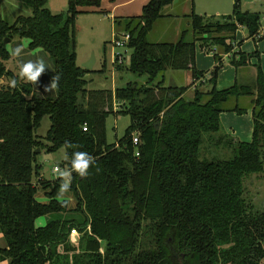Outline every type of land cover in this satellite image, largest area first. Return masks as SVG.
Returning a JSON list of instances; mask_svg holds the SVG:
<instances>
[{
  "label": "trees",
  "instance_id": "1",
  "mask_svg": "<svg viewBox=\"0 0 264 264\" xmlns=\"http://www.w3.org/2000/svg\"><path fill=\"white\" fill-rule=\"evenodd\" d=\"M15 1L31 14L10 23L0 11V79L15 80L14 86L0 83V233L5 242L0 264H264V211L243 197L244 179L264 172V80L259 52H243L234 44L239 27L260 38L259 13L241 11L238 0L220 18L192 9L190 40L182 32L176 42H150L149 32L173 0H149L140 16L112 24L114 33L130 36L126 69L146 75L147 81L89 91L84 76L90 70L76 63L75 19L78 7L99 6V0H67L61 13H52L47 0ZM15 39L19 45L28 40V53L46 56L49 83L59 75L50 94L21 82L6 67ZM196 44L204 52L220 47L235 67L257 58L255 86L217 89L222 60L215 50L209 89L196 87L188 99L189 86L164 85L168 69H189L194 80L203 78L205 72L194 68ZM245 97L249 104L240 106ZM113 99L120 104L117 111ZM248 109L251 141L222 132L220 113L241 115ZM109 113L130 117L122 137L110 144L105 139ZM44 116L50 120L46 150L65 149L62 166L71 173L68 193L74 205L58 197L61 176L47 180L39 174L36 149L42 142L35 131ZM208 143L226 145L232 156L207 160L202 153ZM76 152L94 160L84 178L70 167ZM39 189L46 202L36 199ZM41 216L48 220L36 226Z\"/></svg>",
  "mask_w": 264,
  "mask_h": 264
},
{
  "label": "rangeland",
  "instance_id": "2",
  "mask_svg": "<svg viewBox=\"0 0 264 264\" xmlns=\"http://www.w3.org/2000/svg\"><path fill=\"white\" fill-rule=\"evenodd\" d=\"M241 11L256 12L260 15V28H259V39H253L248 36V32L245 28L239 27L234 35V44H236V49H240L243 52H252L257 50L259 52V63H261V57L264 56V0H238ZM235 0H173V3L165 7L162 11L163 17L158 19L151 31L148 34V41L150 42H160L177 41L182 32H186V40H190L191 34V22L188 14L193 11L198 15L214 16L215 18H220L223 15L230 14L233 9V4ZM0 11L2 17L8 22L12 23L15 18L19 15L27 16L31 14L29 9H26L19 2L15 0H0ZM178 34L176 33L177 31ZM113 30L108 22L104 24H75V53H76V63L78 66L83 67L86 64L91 65L90 72H87L84 78L87 81L85 86L86 90H114L115 87H123L128 82H136L138 84H144L147 81L146 75H136L131 73L124 67L120 70L116 69V65L112 64V52L121 51L120 49H114L111 45V39L113 36ZM10 42V40H9ZM8 42V44H9ZM28 40L23 39L21 45L15 39L10 46L14 49L17 46H22V53L20 57H13L5 63L6 67L11 70L15 75L19 77L21 82H30L25 79L20 78L19 71L22 63H27L29 61H36L38 59H43L47 63L46 56L40 52L28 53L25 48L27 46ZM239 44V46L237 45ZM198 45V44H197ZM199 48V46H198ZM127 50V49H126ZM213 50L219 56H222L223 50L216 45L210 46V48L205 52L209 54L210 57L213 54ZM123 51V50H122ZM197 51V50H196ZM204 53L203 56H206ZM125 54L124 63H128V57L130 51L127 50ZM231 57L225 58V63H231ZM251 62H257V58H251ZM172 69L166 70V77L171 75ZM220 70V69H218ZM176 71V70H173ZM48 70L45 66L44 71L38 78L37 82L34 84L35 88L43 93L50 94V91L43 90L45 87L50 85L48 81ZM12 79L3 78L0 79V83L3 86H12ZM168 85V84H167ZM210 88L208 83H204L202 88L206 91ZM193 95V91L185 95V98L190 99ZM247 97L239 99V105L246 101ZM231 102V101H230ZM113 110L117 111L119 106H116V101L113 99ZM112 104V105H113ZM233 104V103H232ZM130 123V117L128 115L109 113L105 119V139L107 143H113L120 137H122L125 129ZM50 126V120L48 116H44L40 122L39 127L36 129L35 133L40 137L42 142L41 148L36 155V163L40 166L39 174L47 180H53L60 177L59 172H53L54 166L60 168V172L67 171L65 167L62 166L64 160H66V154L64 147H60L54 152H48L46 146L50 144L45 140L46 133ZM223 130V129H222ZM250 141V140H249ZM215 143V142H214ZM201 148H203L201 146ZM206 148L208 150L203 151L202 155L207 158V160L212 159H226L232 156L229 147L226 145H210L207 144ZM263 151H264V141H263ZM201 156L202 158H204ZM215 156V157H214ZM63 181H64V177ZM33 181L36 182L35 178ZM245 200L254 205V207L260 211H264V172L258 174H251L243 181ZM36 199L40 202H46L47 198L43 195V192L39 189L35 195ZM59 199H66L70 201L71 205L75 204L73 196L69 193H65L63 197L59 194ZM48 220V217L41 216L35 221L36 226H44ZM5 242L0 233V247H4ZM1 264H5L1 263Z\"/></svg>",
  "mask_w": 264,
  "mask_h": 264
},
{
  "label": "crops",
  "instance_id": "3",
  "mask_svg": "<svg viewBox=\"0 0 264 264\" xmlns=\"http://www.w3.org/2000/svg\"><path fill=\"white\" fill-rule=\"evenodd\" d=\"M149 0H99V6H80L75 19V24H104L108 22L113 30V20L116 18H127L140 16L142 13V7ZM47 8L52 13L65 12L67 8V0H47ZM177 31V30H176ZM179 33L178 31L176 32ZM114 34V32L112 33ZM176 42V41H174ZM197 50V51H196ZM216 51V50H215ZM204 51L196 44L195 49V59L194 68L198 71L205 72L203 78L194 80L192 78L191 70H176L170 73L171 75L166 77V73L163 74L164 85L166 86H189L185 95L191 93L194 88H202L204 83H207L209 78V72L216 65L213 56L210 57L209 54L204 55ZM230 57V54H223L221 56L222 65L217 71L215 86L217 89H223L230 87L234 84L247 85L250 87L255 86L257 80V62H249L248 65L235 67L231 63H225V58ZM129 62V57H128ZM125 65H122L126 69ZM261 71L264 80V56L261 57ZM116 67V66H115ZM168 84V85H167ZM204 91L203 89H201ZM117 103V102H116ZM249 104V99L242 104V106H247ZM120 106L119 103L116 106ZM114 107V104H113ZM220 126L222 132L228 134L230 137L243 142H249L252 138L253 132V120L251 112L248 109L246 113L238 115L234 112H222L220 113Z\"/></svg>",
  "mask_w": 264,
  "mask_h": 264
},
{
  "label": "clouds",
  "instance_id": "4",
  "mask_svg": "<svg viewBox=\"0 0 264 264\" xmlns=\"http://www.w3.org/2000/svg\"><path fill=\"white\" fill-rule=\"evenodd\" d=\"M22 53V46H17L12 49L11 55L13 57H20ZM46 66L45 61L41 58L36 61H29L27 63H22L20 66L19 76L22 79L36 83L44 68ZM59 81V75H55L52 78L50 85H48L45 91H50L52 88L56 87L57 82ZM13 86L15 85V80L12 81ZM94 164L92 156L86 152H76L73 154L70 160L71 170L77 173L81 178H84L88 175V169L91 165ZM61 177H64V182L60 185L59 193L63 197L65 193H68L70 190L71 184V173L68 171L59 172Z\"/></svg>",
  "mask_w": 264,
  "mask_h": 264
},
{
  "label": "built area",
  "instance_id": "5",
  "mask_svg": "<svg viewBox=\"0 0 264 264\" xmlns=\"http://www.w3.org/2000/svg\"><path fill=\"white\" fill-rule=\"evenodd\" d=\"M263 13H264V8H263ZM130 36L127 32H120V33H114L111 39V45L113 50L114 49H120L121 51H113L112 52V64L115 65H121L124 63V59H125V54L127 52V50H129L126 46L129 42ZM127 49V50H126ZM123 50V51H122ZM130 51V50H129ZM84 131L86 130V127L84 126L82 128ZM132 141L133 144H137L138 140H137V135L133 134L132 135ZM136 155H138V152L135 153ZM52 171L55 172H60V168L58 166H54ZM71 236L74 237V239L78 240V237L80 236V234L78 233V231L76 229H72L70 231Z\"/></svg>",
  "mask_w": 264,
  "mask_h": 264
},
{
  "label": "water",
  "instance_id": "6",
  "mask_svg": "<svg viewBox=\"0 0 264 264\" xmlns=\"http://www.w3.org/2000/svg\"><path fill=\"white\" fill-rule=\"evenodd\" d=\"M8 42H9V39L6 38V39L4 40V44H7ZM83 68H85V69H87V70H90L91 65L86 64V65L83 66ZM36 151H39V149H36Z\"/></svg>",
  "mask_w": 264,
  "mask_h": 264
}]
</instances>
